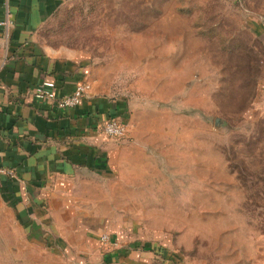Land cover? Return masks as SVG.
<instances>
[{"label": "rangeland", "instance_id": "rangeland-1", "mask_svg": "<svg viewBox=\"0 0 264 264\" xmlns=\"http://www.w3.org/2000/svg\"><path fill=\"white\" fill-rule=\"evenodd\" d=\"M249 15L264 24V0H72L40 31L51 45L89 53L138 120L161 124L150 135L161 175L129 188L124 173L103 178L102 191H116L95 211L141 218L187 264L252 263L263 242L264 108H255L264 33ZM141 204L150 207H133ZM0 217V264H76L26 237L3 209Z\"/></svg>", "mask_w": 264, "mask_h": 264}, {"label": "crops", "instance_id": "crops-1", "mask_svg": "<svg viewBox=\"0 0 264 264\" xmlns=\"http://www.w3.org/2000/svg\"><path fill=\"white\" fill-rule=\"evenodd\" d=\"M69 1L0 0V20L7 15L13 20L8 33L0 24V164L14 171L13 176L0 174V209L30 240L76 264H176L167 258L171 253L179 257L177 264H187L178 249L170 248L168 236H149L141 218L95 211L112 206L116 191L103 192V178L124 173L129 188L139 184L138 177L147 186L161 175L150 154L156 144L150 135L161 124L138 120L132 99L107 88L89 53L42 40L43 25ZM44 80L54 82L50 88L59 96L80 81L92 85L78 105L59 107L35 96ZM256 103L260 108L255 109L263 110L264 82ZM110 117L127 123L125 137L100 132L99 125ZM181 160L173 157L178 169ZM103 233L110 235L109 243L101 241ZM262 240L248 264H264V235Z\"/></svg>", "mask_w": 264, "mask_h": 264}, {"label": "built area", "instance_id": "built-area-1", "mask_svg": "<svg viewBox=\"0 0 264 264\" xmlns=\"http://www.w3.org/2000/svg\"><path fill=\"white\" fill-rule=\"evenodd\" d=\"M0 24L5 26L6 32L8 33L10 32V27L13 24V20L7 15L4 19L0 20ZM53 85V81L44 80L34 90L35 96L41 100H53L59 107H73L78 105L81 99L90 91L92 84L89 80L80 81L76 84L72 92L61 96L57 95L54 90L50 88ZM99 130L101 133L109 137L123 138L128 134V125L124 120L118 117H110L101 122L99 125ZM0 174L13 176L14 171L13 169L0 164ZM101 241L103 243H109L110 235L108 233H103L101 235Z\"/></svg>", "mask_w": 264, "mask_h": 264}, {"label": "trees", "instance_id": "trees-1", "mask_svg": "<svg viewBox=\"0 0 264 264\" xmlns=\"http://www.w3.org/2000/svg\"><path fill=\"white\" fill-rule=\"evenodd\" d=\"M248 20H251L250 22H251V26L254 28V26H255V31L257 32V33H259V34H262V33H264V24L261 22V21H259L255 16H248ZM159 248H163V250H165V251H167V248L166 247H164V246H161V245H159ZM175 255L173 254V253H171L170 255H168V259L170 260V261H172L173 263L175 262L176 264L177 263H180L179 261H180V259H179V257H174ZM182 264V263H181Z\"/></svg>", "mask_w": 264, "mask_h": 264}]
</instances>
